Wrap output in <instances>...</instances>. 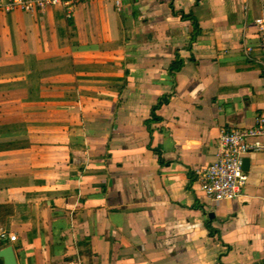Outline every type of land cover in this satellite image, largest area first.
Here are the masks:
<instances>
[{"label": "crops", "instance_id": "0c3cea01", "mask_svg": "<svg viewBox=\"0 0 264 264\" xmlns=\"http://www.w3.org/2000/svg\"><path fill=\"white\" fill-rule=\"evenodd\" d=\"M263 1L0 11V249L17 264H264V150L228 203L196 176L223 130L264 112Z\"/></svg>", "mask_w": 264, "mask_h": 264}, {"label": "built area", "instance_id": "2783aa9c", "mask_svg": "<svg viewBox=\"0 0 264 264\" xmlns=\"http://www.w3.org/2000/svg\"><path fill=\"white\" fill-rule=\"evenodd\" d=\"M95 0H0V11L23 12L44 11L47 8H63L66 18L73 17L76 7L84 2ZM122 0H115L120 8ZM259 38L260 53L264 71V1L262 13L254 19ZM246 52H250L248 49ZM264 150V112L256 119L252 128L225 131L220 134L216 147L215 160L210 166L196 170L197 181L206 197L216 204H225L235 199L247 182L245 159L251 152ZM7 239L17 240L15 233H8Z\"/></svg>", "mask_w": 264, "mask_h": 264}, {"label": "water", "instance_id": "95a60500", "mask_svg": "<svg viewBox=\"0 0 264 264\" xmlns=\"http://www.w3.org/2000/svg\"><path fill=\"white\" fill-rule=\"evenodd\" d=\"M249 169V159H245V170ZM0 264H17L16 255L13 246H7L0 249Z\"/></svg>", "mask_w": 264, "mask_h": 264}, {"label": "trees", "instance_id": "16d2710c", "mask_svg": "<svg viewBox=\"0 0 264 264\" xmlns=\"http://www.w3.org/2000/svg\"><path fill=\"white\" fill-rule=\"evenodd\" d=\"M3 216V215H2ZM212 232H216V231H214V230H212ZM5 244V241L3 240V241H0V248L3 246Z\"/></svg>", "mask_w": 264, "mask_h": 264}]
</instances>
